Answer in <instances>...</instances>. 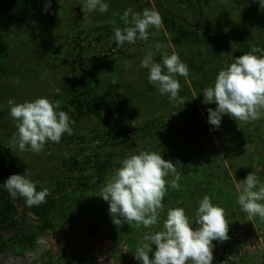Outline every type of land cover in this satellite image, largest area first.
Segmentation results:
<instances>
[{"label":"rangeland","instance_id":"rangeland-1","mask_svg":"<svg viewBox=\"0 0 264 264\" xmlns=\"http://www.w3.org/2000/svg\"><path fill=\"white\" fill-rule=\"evenodd\" d=\"M47 2L0 0V13L5 5L10 10L4 38L7 51L0 69V144L12 145L16 133L8 99L23 103L46 96L61 109L70 96L94 87L102 94L118 92L122 101L118 108L104 112L101 117L88 116L78 122L74 129L78 134H90L113 124L131 127L153 118L169 121L170 115L184 109L196 115L169 124L159 135L129 140L114 148L122 155L158 151L172 160L185 159L184 152L195 149L190 155L194 162L198 161L195 152H208L212 157L210 162L200 160L203 166L200 169L194 166L185 176L187 186L194 193L193 199L209 195L211 181L216 176L221 179V190H226L230 185L224 179L225 174L237 184L249 173L258 175L264 170V115L251 122H237L225 116L219 129H215L208 123L202 106V90L213 85L218 72L234 56L247 53L252 47L264 50V11L259 10L258 3L252 0H201L200 4L196 0H109L106 14L95 12L84 20L81 0H51V8L46 12ZM127 8L136 12L155 9L161 15L162 24L159 29L151 28L148 40H138L137 46L123 52L110 50L115 28L125 27L120 17ZM81 30L85 47L82 54L70 40ZM182 30L186 32L182 34ZM98 36L103 38L95 40ZM157 44L164 47L158 50ZM149 53L155 62H161V53H175L188 66V78L177 77L181 83L179 95L186 101L180 109L149 84L148 70L141 67V61ZM64 58L68 61L63 62ZM56 88L60 89L59 95L54 91ZM170 143L176 146L168 150ZM78 147L72 144L43 149L40 153L28 149L12 160L10 167L23 174L27 171L36 184L49 185L58 178L73 175L70 192L83 180L63 167V160L76 153ZM85 189L81 186L78 193L81 200L91 197ZM76 197L68 195L69 200L58 205L59 211L51 217L54 229L43 233L37 245L19 259L36 264H63L68 260L72 264H141L135 251L143 236L156 232V227L136 229L130 226L135 222L115 225L109 211L90 208ZM19 211L22 212V207ZM5 213V200L0 191V230L20 215ZM189 217L195 221L194 213ZM226 221L229 239L213 242V264H264V231L254 217L242 212L238 205ZM41 223L36 214L27 213L28 230L39 232ZM8 236L9 232L1 233L0 244ZM0 253L6 254L1 246Z\"/></svg>","mask_w":264,"mask_h":264},{"label":"clouds","instance_id":"clouds-1","mask_svg":"<svg viewBox=\"0 0 264 264\" xmlns=\"http://www.w3.org/2000/svg\"><path fill=\"white\" fill-rule=\"evenodd\" d=\"M252 3H258L259 10L264 11V0H252ZM80 5L84 20H87L89 14L95 12L106 14L110 2L81 0ZM50 8L51 0H48L44 10L47 12ZM120 19L125 27L115 28L111 37L117 47L148 40L149 30L159 29L162 24L159 12L150 8L140 12L127 8ZM163 47L156 45L158 50ZM161 55V62H155L153 54L149 53L141 61V67L148 70L149 84L180 109L186 101L179 95L181 83L177 77L187 79L188 66L178 54ZM54 91L56 95L60 94L59 88ZM202 94L205 105H216L215 109H207L208 123L215 129H219L225 116L237 122L259 120L264 115V50L252 47L247 53L234 56L218 72L213 85L204 88ZM7 104L16 125L12 147L21 153L28 149L40 153L47 143L58 144L63 135L73 134L74 122L46 96L23 103L10 98ZM119 164L120 167L103 186L100 196L109 205L112 222L115 225L122 221L128 224L135 222L145 228L157 225L164 209L162 201L165 195L170 189L180 188V174L174 162L165 160L161 153L155 151H140L127 155ZM0 189L6 190L13 198H22L28 207L44 203L50 195L46 188L37 191V185L27 171L9 176L0 184ZM237 193L236 202L240 210L249 217L258 216L264 220V186L260 185L254 172L237 183ZM194 223L196 227H193V221L184 208H169L161 230L143 236L135 251L136 259L141 264H213V242L229 239V223L224 210L205 195L198 203Z\"/></svg>","mask_w":264,"mask_h":264},{"label":"trees","instance_id":"trees-1","mask_svg":"<svg viewBox=\"0 0 264 264\" xmlns=\"http://www.w3.org/2000/svg\"><path fill=\"white\" fill-rule=\"evenodd\" d=\"M196 1L199 4L201 3V0ZM4 7L3 11L0 13V69L2 66V58L7 51V47L4 43L5 29L6 25L10 21L8 13L10 10L7 5ZM200 8V16H202L203 7L200 5ZM107 27L108 26H106V28ZM184 32L186 31H181L182 34H184ZM83 33L84 31L81 30L77 34V37H70L74 49H76L80 54H82L85 50L82 38ZM102 38L103 36H98L95 40L100 41ZM137 44L138 41L134 45L125 44L123 47H117L114 40H112L109 49L116 50L117 52H123L127 48L137 46ZM62 60L63 62L68 61L67 58ZM121 101L122 96L118 92L113 91L102 94L94 87H90L70 96L63 104L60 110L66 112L69 115L70 120L74 122L72 124L73 134L71 136L67 134L63 135L61 142L58 144L51 142L47 143L44 149L52 150L55 147L77 144L79 146L78 151L63 160V167H65L70 173L77 174V178L83 181L79 187H73L70 192L68 189L73 186V175L58 178L52 181L49 185H44L42 183L36 184L37 191L46 188L50 192V195L46 197L44 203L32 207L26 206L22 198H13L6 190L0 189L5 200V214L13 216L17 213L20 214L18 218H12V220L0 230V233L6 230L10 233V236L2 238V243L0 244L2 251L5 252L6 255L13 259L22 258L25 256V251L29 250L30 247L37 245L42 238L43 233L53 230L54 228L51 217L59 211L57 210L58 205H63L64 202L69 200L67 199L68 195L70 197L77 196L76 200L78 202L86 203L90 206V208L101 207L103 210L108 211V203L100 197L102 188L109 181L116 168L120 167L119 161L127 156L125 154H119L116 150H114V148L129 140L159 135L164 129L168 128L169 124H177L183 122L184 119H187L190 116L191 118L196 116L190 109H184L178 114L170 115L168 117L169 121H163L160 118H153L131 127L113 124L108 128L96 129L90 134H78L74 131L75 126L81 120L87 118L88 116L101 117L104 112L109 113L115 108H118ZM202 106L206 109L207 115L208 108L215 109L216 107L215 104L205 105L204 103ZM174 146H176L175 143H170V146L167 149L169 150ZM193 150L195 149L184 152L185 159L177 158V160H172L168 156H163L165 160H172L174 162L177 171L180 174V188L179 190L170 189L165 195L162 201L164 209L160 213L159 222L157 225L153 226L156 227V231L161 230L163 220L166 218L167 210L169 208L181 207L185 209L188 216H192L193 213L195 214L198 203L201 199H193L194 193L190 191L191 187L187 186L185 176L186 174H190L189 170H193L194 166H197L198 169L203 166V163H201L200 160L203 161L206 159L207 162H210L212 157L205 151L201 153L195 152V156L198 161L195 160L194 162L190 156ZM23 153L14 149L12 145L0 144V180L2 183L13 174H23L22 171H17L16 169H12L10 167V162L19 158ZM138 153L139 152L135 154ZM218 168H220L219 165ZM191 177L188 178L191 179ZM256 177L258 178L260 185L264 186V170L256 175ZM224 179L229 182L230 187H227L226 190H221V179L216 176V179L211 181L212 188L208 191V196L211 197L214 205H217L224 210L225 219L228 220L231 218L235 208L238 206L236 202L238 193L237 184L228 173L224 175ZM81 186L86 188L85 190H89V196L91 197H85L84 200H81L80 197H78ZM19 207H22L21 213L19 211ZM29 212L36 214L41 220L42 223L40 224L39 232L31 229L28 230L26 228L25 224L27 221V213ZM254 219L257 226L264 231V220H261L258 216H255ZM121 223L124 225L125 221H122ZM130 226H133L136 229L143 227L142 225L138 226L136 223ZM196 226L197 225L193 222V227ZM63 264L72 263L68 260Z\"/></svg>","mask_w":264,"mask_h":264},{"label":"flooded vegetation","instance_id":"flooded-vegetation-1","mask_svg":"<svg viewBox=\"0 0 264 264\" xmlns=\"http://www.w3.org/2000/svg\"><path fill=\"white\" fill-rule=\"evenodd\" d=\"M6 232L8 231L6 230ZM0 264H32V263H28L27 261L20 259H13L6 254L0 253Z\"/></svg>","mask_w":264,"mask_h":264}]
</instances>
